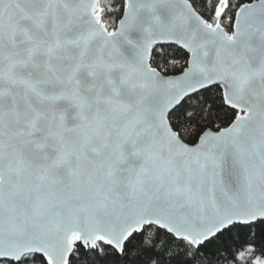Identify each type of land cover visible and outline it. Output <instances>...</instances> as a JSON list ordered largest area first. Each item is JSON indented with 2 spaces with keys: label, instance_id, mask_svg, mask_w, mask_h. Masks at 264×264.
Wrapping results in <instances>:
<instances>
[{
  "label": "snow or ice",
  "instance_id": "1",
  "mask_svg": "<svg viewBox=\"0 0 264 264\" xmlns=\"http://www.w3.org/2000/svg\"><path fill=\"white\" fill-rule=\"evenodd\" d=\"M0 264H264V0H0Z\"/></svg>",
  "mask_w": 264,
  "mask_h": 264
}]
</instances>
